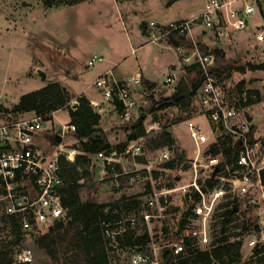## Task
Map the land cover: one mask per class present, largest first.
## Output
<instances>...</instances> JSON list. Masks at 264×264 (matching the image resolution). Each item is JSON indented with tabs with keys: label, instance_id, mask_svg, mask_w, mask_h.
<instances>
[{
	"label": "rangeland",
	"instance_id": "obj_1",
	"mask_svg": "<svg viewBox=\"0 0 264 264\" xmlns=\"http://www.w3.org/2000/svg\"><path fill=\"white\" fill-rule=\"evenodd\" d=\"M204 2L205 0H0V117L25 116L23 113L12 111L20 97L44 87L46 83L55 79L72 85L76 93L84 88L94 89L97 75L105 68H109L110 62L126 56L132 57L135 53L134 49L140 54V49L132 38L137 32L136 23L139 18L149 16L145 13L147 9L169 7L174 16L175 11L185 7L187 9L185 13L181 11L176 14L185 16L198 10ZM249 25H251L249 30L232 34L229 42L217 39L211 31L204 29L198 38L201 41L198 47L204 52L209 50L217 55V64L222 73L221 83L224 85L229 102L236 101L237 105L243 108L240 103L241 98L245 100L248 91L260 92V101L244 107V113L253 121L254 136L264 141V109L262 108L264 69L250 67V64H264V43H259L255 39L256 30L253 29L256 23L250 21ZM163 40L159 43H163ZM186 44L185 49L189 51L193 49L195 42L190 41ZM175 50L182 58L177 47ZM172 52L169 51L168 55H159L160 63L154 62L156 57L152 62L155 74L162 80L146 81L144 87L134 89L136 109L133 111L131 121L124 122L120 118L118 108L108 106L109 104L104 105L103 124L110 130V139L118 144L126 142L128 135L138 126L145 132L151 125L155 126V129L147 135V140L155 136L164 125L170 124L169 130L175 138V144L183 150L185 157L176 164L175 168L155 166L153 184L159 190L174 189L192 182L190 161L193 158L195 144L190 136L187 121L197 117L202 109L197 93L192 97L189 109L176 106L157 109L158 102L164 99L172 100L170 97L176 93L182 79L187 80L190 85L192 82H197L199 68L197 64H186L182 60V71L178 73V81L171 85L163 84L164 78L170 73L168 67L163 64L172 60L171 56H175ZM95 54L102 56L103 61H97L95 65L89 66L88 62ZM172 67L176 69L175 66ZM238 68H244L245 71H239ZM78 75L80 79L74 82L73 79H78ZM72 97L71 103L78 100L75 95ZM253 97L256 98V95ZM179 118L185 120L172 125V122ZM154 120L159 124L154 125ZM70 122L68 108L58 112L47 124L48 129L43 137L38 140L42 149L49 154L59 150V144L55 140V130ZM195 122L201 124L203 128L207 126L205 118L197 119ZM100 123L101 120L99 125ZM62 143L68 151L73 150L77 155L83 154V148L75 138V134L67 136ZM158 150H151L146 144L144 145L142 156L145 157L146 163H154V156ZM144 164L139 163L136 157L129 156L121 158L120 166L127 172L134 173L141 170ZM94 178L93 185L87 183L81 189L82 199L86 201L110 203L126 196L132 202H136L135 208H138L143 206L146 194L151 191V183L148 181L130 187L123 182L126 188L119 192L111 179L100 181L99 177ZM191 198L183 191L171 194L165 213V220L170 224L169 234L166 240L160 241L159 244L179 239L177 232L189 218L193 222L203 221L192 214ZM237 201L234 198L217 201L214 212L207 221L209 241L200 245V248L204 250L212 248L222 235L228 236L231 241L241 240L243 247L239 264H243L253 252L249 240L254 233L251 229L254 216L249 208H245L244 203ZM234 203L240 206L238 211L231 209ZM196 228H199V225H196ZM22 245L36 255L35 264H40L41 260L46 259L42 253L35 250L31 239L21 241L19 245L14 246V249ZM127 255L122 253V256L127 257ZM63 258L67 263L70 261L72 264L81 263L71 251Z\"/></svg>",
	"mask_w": 264,
	"mask_h": 264
},
{
	"label": "built area",
	"instance_id": "obj_2",
	"mask_svg": "<svg viewBox=\"0 0 264 264\" xmlns=\"http://www.w3.org/2000/svg\"><path fill=\"white\" fill-rule=\"evenodd\" d=\"M240 1L243 5L237 4ZM256 15H261L260 8L256 4H250L248 0H206L201 14L194 20L148 24L149 42L156 44L162 39L190 37L196 21H201L203 27L217 39L229 42L232 34L247 29L252 17ZM255 39L264 43V23L258 25ZM198 46L194 44L189 51L181 46L177 47L184 63L197 64L198 69L201 68L204 72V79L193 95L196 96L197 93L202 109L197 117L187 121L195 144L190 161L192 182L163 190L157 189L153 184L155 166L179 160L184 154L176 144L159 148L154 156V163H146L134 173L127 172L122 166L118 167L123 157L143 155L146 137L155 129L153 125L146 131V135L130 142L123 152L111 147L92 156L90 170L98 169L99 179H111L119 192L125 188L121 178H125L130 186L145 181L151 183V191L146 194L142 207L135 208L119 221L104 223L106 238L111 241L110 245L114 250L110 255L111 264H167L169 257L186 252L185 238L190 235L195 241L192 245L200 248V245L209 241L207 221L212 216L217 201L227 198L244 203L245 208L253 213L251 229L254 233L249 246L255 248L264 244V141L254 136L253 121L246 117L244 107L238 106L236 101H228L220 79L222 73L217 64V55L209 50L204 52ZM97 61H103V57L95 54L88 65L93 66ZM177 78L173 73L164 79L163 84H174ZM144 85L140 70L129 78L120 79L114 68H111L94 81V86L100 91L104 101L119 105L120 118L124 122L132 120L136 109L134 89ZM77 104L78 100L70 106ZM262 108L264 109V101ZM54 115L55 113L53 118ZM201 118H205L206 128L195 122ZM51 121L36 114L30 117H0V214L13 219L22 233V242L27 239L33 242L58 222H71L69 209L63 202L64 183L60 176L59 158L65 156L69 161L75 162L77 152L71 158V152L63 143L59 145V150L50 154L42 149L38 140ZM157 124L159 122L154 121V125ZM59 129H62L63 140L77 131L76 125L68 123L57 128L55 136ZM177 191H183L190 198L197 194L192 202V214L203 221L193 222L189 218L183 226L184 235L161 245L159 239L169 234L170 224L165 220L169 198ZM239 207L234 203L231 209L238 211ZM138 225L149 236L148 248L140 252L119 248L117 237L127 227ZM122 253L128 254L127 257L122 256ZM35 262L36 255L33 251L22 245L15 250L14 260L10 264Z\"/></svg>",
	"mask_w": 264,
	"mask_h": 264
},
{
	"label": "trees",
	"instance_id": "obj_3",
	"mask_svg": "<svg viewBox=\"0 0 264 264\" xmlns=\"http://www.w3.org/2000/svg\"><path fill=\"white\" fill-rule=\"evenodd\" d=\"M146 27L147 24L143 23L142 28ZM250 67L251 69H264V64H250ZM238 70L245 71L244 68H238ZM203 79L204 72L200 68L197 73V82H192L190 85L192 88L191 96L172 100L164 99L157 103V109H163L168 106L189 109L191 97L195 94ZM259 94L258 90L248 91L247 98L245 100L241 98V105L249 107L259 102ZM254 95H256V98L253 97ZM72 100V94L64 86L59 82H53L23 94L18 103L12 108V111L19 113L34 112L36 115L43 116L46 120H52L55 112L68 108L71 117L70 124H74L77 127V131L74 133L75 138L83 148V154L77 155L75 162L67 160L65 156L59 158L60 176L64 183L62 189L63 202L69 209L71 222L69 224L56 223L48 232L37 237L33 241V246L36 251L46 257V259L41 260L40 264H72L71 261L67 263V260L63 258L70 251L75 253V256L81 260L80 264H111L110 255L114 250L110 245L111 241L106 238L104 223L116 222L128 216L135 209L136 202H132L126 196H122L119 200L110 203L91 202L82 199L81 189L87 183L93 185L95 179V176L88 169L92 156L112 146L101 135L102 130L98 128L101 120L100 113L94 110L85 97H79L78 104L74 107L70 106ZM183 120L185 119L179 118L172 122V125ZM169 127L170 124L164 125L155 136L149 137L146 143L147 147L151 150H156L174 145L175 138ZM139 128L140 126L137 128L138 130L134 129L128 135L125 143L116 146L120 152H123L131 141L146 135L145 130ZM183 157H185L184 154L179 157V160H171L165 163L164 167L175 168L176 164L184 159ZM136 159L139 163H146L144 156H137ZM81 181H84V183ZM196 198L197 194L191 199ZM227 222L228 220H226ZM183 225L177 232L180 237L183 234ZM167 236L159 239V242L166 240ZM148 238L147 232L141 225L132 228L127 227L117 237L119 248L130 249L132 252L146 250L149 244ZM185 240L187 245L186 252L169 257L167 264L241 263L243 247L241 240L235 239L231 241L228 236L222 235L213 244L212 248L207 250L193 246L194 241L190 236L186 237ZM21 241H23L22 233L13 219L0 214V264L13 262L14 246L19 245ZM243 264H264V244L253 248L252 255Z\"/></svg>",
	"mask_w": 264,
	"mask_h": 264
},
{
	"label": "crops",
	"instance_id": "obj_4",
	"mask_svg": "<svg viewBox=\"0 0 264 264\" xmlns=\"http://www.w3.org/2000/svg\"><path fill=\"white\" fill-rule=\"evenodd\" d=\"M121 1H124V0H121ZM205 2H206V0H205ZM205 2L203 3V5L198 10L192 11L190 14H187L185 16L176 15L178 12H181V11H183L185 13L187 10L185 7H183L184 10L181 9L179 11H175L176 13L174 16H172L171 9H169V7H166V8L161 7L160 9H157V10H155L153 8L147 9L145 11V13L149 14V16L139 18V21L136 23L137 32L134 34L132 33L134 36H133V38L131 37L134 40L133 42L138 45V48L140 49V54H138L137 50L134 49L135 53L132 55V57L126 56L124 58L118 59L115 62H110L111 66L110 67L108 66L109 68H105V70L102 73H104L108 69L114 68V71L116 72L118 78L126 79V78L133 76L135 73H137V71L140 70V72L143 76L144 82H146V81L157 82L160 78L157 77V75L154 72V64H152L154 58L156 57V61H154L155 63H160V59L158 57L159 55H162V56L168 55L169 51H171V52L173 51L172 53H174L175 56L174 55L171 56L172 60L169 63L163 64L166 67H168V69L170 71V73L165 78H167L168 76H170L173 73H175L178 77V73H180L182 71V58L178 56L175 48L178 46L186 48V46H187L186 43H188L190 41H194L195 44L200 45L201 41L198 38L201 35V31H204L205 28L201 24V21H196L194 26H193V31H192V34L190 37H182V38L171 39V40H163V43L154 44V43L149 42L150 40H149V31H148L149 25L148 24H151V23L166 24V23L171 22V21L186 20V19L194 20L201 14V12L204 8ZM248 2L250 4L251 3L256 4L261 10V15L253 16L251 19L252 22L256 23V26L253 30H257L258 25H261L264 23V0H248ZM237 4L243 5V2L240 1ZM143 23L147 24L146 28H142ZM250 26L251 25H248L247 30H249ZM206 46L208 48L210 47L209 45H206ZM145 47H147V48L151 47V48L145 49ZM172 66H175L176 69H174V67H172ZM102 73L100 72L96 78H98ZM79 79H80V75H78V79H73V80H75L74 82H77ZM178 79H179V77L177 78V81H178ZM73 80H71V81H73ZM160 80H162V79H160ZM53 82H59L62 86H64L70 92V94L75 95L78 98L79 97H85L90 102L91 106L94 109L95 108L97 109V110L96 109L95 110L100 113L101 118H102L101 123L99 125V128L102 130L101 135L105 137L106 141L112 146V148H116V146L118 145V142H114L110 139V136H109L110 130H109L108 126H105L103 124L104 115H105L104 114V110H105L104 105L105 106L108 104H109L108 106L112 105L116 109L118 108V110H119V106H116L115 104L113 105V103H109V102L104 101L102 98V94L100 93V91L96 87L94 89L91 87L90 88H84L81 91L76 93L75 90L72 88V85H68L66 82L58 81L56 79L54 81L52 80V81L46 83V85H48L49 83H53ZM94 103H95V105H93ZM60 111L61 110L55 112V115ZM23 114L25 116H28V117L35 115L34 112H27V113H23ZM93 136H95V135H93ZM42 137L43 136H41L40 138H42ZM91 162H92V160H91ZM89 167H90V165H89ZM118 167L121 168L120 165H118ZM88 169L92 173L93 176L99 177L98 169L93 170V171L90 170V168H88ZM100 181H104V180H100ZM121 181H122V183L125 182L130 187V185L127 183V180H125V178H121ZM83 183H84V181H83ZM91 202H94V201H91ZM99 203H101V202H99Z\"/></svg>",
	"mask_w": 264,
	"mask_h": 264
},
{
	"label": "water",
	"instance_id": "obj_5",
	"mask_svg": "<svg viewBox=\"0 0 264 264\" xmlns=\"http://www.w3.org/2000/svg\"><path fill=\"white\" fill-rule=\"evenodd\" d=\"M42 76L44 77V74H42ZM192 94V88L190 86V84L188 83L187 80L182 79L179 84H178V89L176 91V93L170 97V99H178L181 97H189ZM62 133V129H59L58 134L55 136V140L56 142L60 145L63 142V138L61 136ZM168 253V251H167ZM167 255V254H165Z\"/></svg>",
	"mask_w": 264,
	"mask_h": 264
},
{
	"label": "bare ground",
	"instance_id": "obj_6",
	"mask_svg": "<svg viewBox=\"0 0 264 264\" xmlns=\"http://www.w3.org/2000/svg\"><path fill=\"white\" fill-rule=\"evenodd\" d=\"M71 154H72V155H71V158H74L76 152L72 150V151H71Z\"/></svg>",
	"mask_w": 264,
	"mask_h": 264
}]
</instances>
